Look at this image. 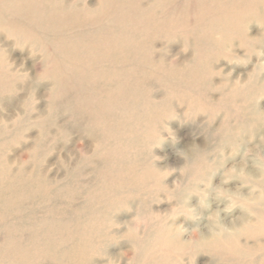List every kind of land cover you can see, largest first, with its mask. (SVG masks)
<instances>
[{
    "label": "rangeland",
    "instance_id": "rangeland-1",
    "mask_svg": "<svg viewBox=\"0 0 264 264\" xmlns=\"http://www.w3.org/2000/svg\"><path fill=\"white\" fill-rule=\"evenodd\" d=\"M263 185L264 0H0V264H264Z\"/></svg>",
    "mask_w": 264,
    "mask_h": 264
},
{
    "label": "bare ground",
    "instance_id": "bare-ground-1",
    "mask_svg": "<svg viewBox=\"0 0 264 264\" xmlns=\"http://www.w3.org/2000/svg\"><path fill=\"white\" fill-rule=\"evenodd\" d=\"M158 46V45H157ZM221 91H222V94L223 95H226V94H228L231 90H230V88L228 87H226V86H224L223 87V89H221ZM241 92V91H240ZM246 111H247V119L244 121V123L241 125V126H239V129H240V134L241 135H239L240 136V138L237 140L236 139V137H235V140H234V135H232L231 133H230V135H228L226 138V140L225 141H219L218 140V138H215L214 139V131H212L211 132V134H210V136L211 137H209L210 138V140L212 141V139H214L215 140V143H216V145L213 147V146H211V147H213V148H207L206 147V149H203V148H194V149H192L191 151H189L188 153H186V156H187V158L189 159V161L191 162V161H193V162H191V163H196L197 162V159H198V157H200V156H206V155H209V153H210V151L212 150L213 151V153L215 152V149L216 148H219V146H220V144H221V142H225V143H228V142H232L230 145H237V142H241L242 140H243V138H244V136L242 135V133L243 132H246L247 130H250L249 128L251 127V125H252V122L254 123V121H257L258 119H257V110H256V104H254V103H251V104H249L247 107H246ZM250 117V118H249ZM255 119L254 121L252 120V119ZM220 143V144H219ZM218 146V147H217ZM209 149H210V151H209ZM211 155V154H210ZM198 156V157H197ZM197 157V158H196ZM189 162V163H190ZM184 169H187L186 168V166L184 167ZM251 170V169H250ZM257 171V170H256ZM212 174L211 175H208V176H206L205 178H204V182H211V180L210 179H212ZM264 186V185H263ZM256 187V186H255ZM264 188V187H263ZM235 192V191H234ZM179 193V192H178ZM254 194V193H253ZM235 195H237V194H235ZM249 196V195H248ZM188 197H191V196H189V192H186L185 190L184 191H180V193L179 194H177V196H176V198L177 199H179L180 201H184V199H186V198H188ZM247 197V196H246ZM264 197V196H263ZM248 199V198H247ZM257 199V198H256ZM255 201V200H254ZM131 202V201H130ZM187 202V201H186ZM188 203V202H187ZM242 219H245V221H246V216L245 215H243V218ZM241 227H243V226H241ZM174 228V227H173ZM241 230H243L242 228H239V226H238V228L235 230V232L234 233H237V232H240ZM210 238H208V240L205 238L206 236H201V237H204V238H202V240H200V241H202L200 244L202 245V246H211V245H214V244H217V243H220V241L221 240H225L224 238H226L227 236L226 235H221V234H219V233H214L213 235H208ZM207 236V237H208ZM170 237V240H165V243L164 244H166L167 246H168V248L169 249H173V248H175L176 246L179 248V247H185V243H184V241L180 238V236L177 234V233H174L173 235H171V236H168V238ZM204 240V241H203ZM256 245V244H255Z\"/></svg>",
    "mask_w": 264,
    "mask_h": 264
}]
</instances>
